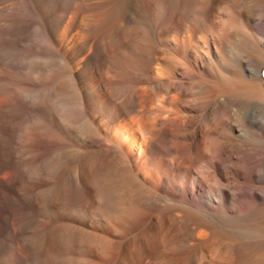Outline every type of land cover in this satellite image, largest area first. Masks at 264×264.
<instances>
[{"label": "bare ground", "instance_id": "1", "mask_svg": "<svg viewBox=\"0 0 264 264\" xmlns=\"http://www.w3.org/2000/svg\"><path fill=\"white\" fill-rule=\"evenodd\" d=\"M123 4L47 2L56 11L46 14L41 35L64 62L65 78L53 89L21 86L20 104L0 98L2 153L23 121L40 119L68 137L67 174L92 189L91 211L115 235L56 225L50 244L86 242L99 258L92 264H129L141 229L124 226L142 214L145 262L172 264L165 261L175 254L173 264H264V0H133L127 19ZM0 33L22 42L39 37L31 23L0 25ZM14 54L0 52V65ZM42 62L44 69L55 60ZM86 140L97 150L83 156ZM4 161L0 264L19 244L14 221L37 204L12 188ZM53 189L47 205L68 207ZM70 259L63 262L86 264Z\"/></svg>", "mask_w": 264, "mask_h": 264}, {"label": "rangeland", "instance_id": "2", "mask_svg": "<svg viewBox=\"0 0 264 264\" xmlns=\"http://www.w3.org/2000/svg\"><path fill=\"white\" fill-rule=\"evenodd\" d=\"M49 1L50 0H0L1 26L10 27L12 25H17L21 23L22 24L31 23L33 29L39 35V37L37 36L32 41L22 42V41H16L17 39L13 35L10 37V35L4 36V33L2 34L0 33V45H1L0 52H5L7 51V49L8 50L13 49L15 51V54H17V55L14 54L13 58L8 60L9 62L6 61L4 63H1L2 65H0V85L2 86L3 84L6 90H8V94L5 95L2 94L3 96L0 94V98H3L1 102L7 105L10 102H12V100H15V104L16 102L17 103L19 102L18 104H20L21 100H24V98L22 97V91H20L22 90L21 88L24 86L29 87L36 91L45 90V88L53 89L52 87L55 86V84L60 79V77L65 78V74H63V69H65L64 62L59 59L57 60V57H55L56 52L54 46L51 44V42L48 39H45L41 35L43 33V28H44L42 22L48 23L46 20L47 18H45L46 14L51 15V12L56 11V10L54 11L52 7L51 9L50 7L46 9L45 7L46 3ZM131 1L133 0H123L124 4L122 8L123 12L121 17L124 16L127 19V15H129L128 9L131 7ZM162 17H163L162 18L163 21H165L167 18L166 15H163ZM135 22L136 24L137 23L141 24L143 23V20L142 18H140V20L137 19ZM143 34L140 32L139 36L141 37ZM7 40L11 43V45L13 44L12 46H10L11 48L6 47V43L8 42ZM135 42L136 40L134 41V43ZM53 59L55 60V62H53V65H51L52 67L51 66H49L50 68L46 67L44 68L45 69L44 70L42 67L43 65L45 67V62H42V60L54 61ZM30 62L33 63V65ZM28 67L33 69L30 70ZM58 70L60 73L58 72ZM61 73L63 74L64 77L61 76L62 75ZM66 77H69V75L66 74ZM19 92H21V94ZM38 120L39 121L35 119L30 122L28 121L27 123L23 121L22 122L23 124L20 123L18 127H15L16 129H11L10 138H9L10 145L7 146V149L5 150L4 154L0 150V168L7 166L6 164H4L5 163L4 160L7 159L8 162H10L8 166L11 175L9 176V178H11L12 188L14 190L16 189L15 191L19 196L27 195L29 198L31 197L33 199V203L34 202L37 203L32 205V208L31 210H29L28 214H25L24 217H26L27 215L26 217L27 220L24 219V217H22L14 221L16 223V227L18 228L15 233V240H17L19 244L12 249V254H11L12 258H10L8 264H25V262H29L30 264H65L63 261L65 259H70V258H71L70 260L73 259L77 260L78 258V261L80 262L83 261L86 264H88L89 262L90 264L94 262L97 263V259H99L98 256L96 255L94 249L93 250L90 249V246L86 242H83L84 244H80V246H76L77 244H73L63 247L62 246L59 247L56 244L54 245L50 244L49 242V238L47 235L56 225L58 226L72 225L75 227L82 226L81 228L87 227L86 229L89 230L91 229V231L93 230V232L96 230V233L99 235H102L104 232L106 233L107 227L105 226L102 227L101 226L102 223L100 222L99 224L101 227L99 228L98 213H95V210L91 211V207L93 206V201L95 200V197L92 198V195L90 193L92 192V189L88 188L84 184L83 180H80L81 177L80 175L78 177L79 179L78 181V180H74L69 174H67V169H68L67 167L69 166V162L67 161L66 157L63 155H65L64 153H66L68 147L70 148V144H69L70 141L68 140V137L63 138L62 135L57 133L55 129H53L52 127L47 128V126L44 127V125L41 124V120L40 119ZM68 121L69 119L65 121L66 123L65 128H69L70 124ZM4 137H5V132L4 130H2L0 126V145L2 144ZM93 141L94 140H92L91 142L89 140L87 142L86 140L84 142L85 148L84 147L83 148L85 151L83 150L84 152L82 154L83 156L84 155L86 156V154H89L92 151L97 150L96 149L97 144L93 143ZM86 149L89 153L87 152L85 154ZM57 154L59 156H56ZM57 157H59L60 159ZM53 158H55L56 160ZM51 160L53 162L54 161L56 162L53 163ZM47 161L52 162V164L54 165L52 166V164L50 163L49 166L48 165L49 163ZM57 161L60 165L59 164L56 165ZM45 162H47L46 163L47 165L45 164ZM43 167L44 168L47 167L49 170L46 168L47 170L45 171ZM36 169H38V171ZM41 169L43 172L45 171L44 174L43 172H40ZM34 171L35 173L37 172L36 175ZM24 174L26 175V177ZM51 188L52 189L54 188L57 191L60 190L61 193H63L62 198L64 202L62 201V203H65L66 205L68 204V207H65L64 209L63 206H61L60 210H58L57 208L53 209L51 206H49L54 204V202L51 201L52 197L46 195V194H50V190H52ZM45 189L48 190V193ZM48 203L49 205H47ZM46 206L48 208H46ZM44 209L46 210L44 211ZM31 211L32 214L30 213ZM29 214H31L32 216ZM147 222H148V218L146 217V215L144 216L141 214L136 219L133 220L128 219L129 224L127 223V226L126 227L124 226V228H128L131 226L132 228L135 227L137 229H141L140 231L138 230L137 232L138 235H136L135 237L136 244L135 243L134 244L138 246L133 247L135 246L133 244L131 247L132 251L130 254H128V256L129 255L131 256V258L130 256L127 257V259L128 258L131 259V260L129 259L130 261L128 260L129 264H141L142 262H143L142 264H151L148 263V261L145 262L146 259H144L140 247L141 243L146 242L149 236V234H146L148 233V231L144 229L145 228L144 225ZM142 230L145 232L144 234L141 233ZM142 234L144 235V237L142 236ZM145 234L147 237L145 236ZM65 235L66 232L63 234V237L56 236L54 238L56 239H61V237L66 238L67 236ZM106 235L110 238L113 237L115 238V235L112 236L113 235L112 232H107ZM136 240H138V242ZM139 240H141V243ZM110 254L112 253L110 252ZM169 256L174 261L166 260L165 262L168 263L171 262L172 264L176 262V259L178 258L177 255L175 256V254H172ZM25 258H27V260ZM98 262L100 261L98 260ZM157 262L159 261L157 260Z\"/></svg>", "mask_w": 264, "mask_h": 264}]
</instances>
